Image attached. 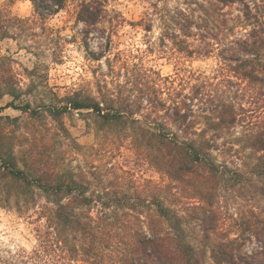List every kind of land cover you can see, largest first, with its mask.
<instances>
[{
    "label": "trees",
    "instance_id": "obj_1",
    "mask_svg": "<svg viewBox=\"0 0 264 264\" xmlns=\"http://www.w3.org/2000/svg\"><path fill=\"white\" fill-rule=\"evenodd\" d=\"M30 1L40 21L68 2ZM109 1L78 0L87 49L92 31L105 35L121 21ZM258 1L211 2L215 9L239 4L242 12L221 15L214 27L191 9L169 11L154 4L147 14L145 29L152 30L158 16L161 41L175 52L188 57L216 52V83L126 72L122 80L130 84V94L75 89L62 96L52 92L44 105L66 132L63 115L86 111L103 139L127 141L162 175L160 183L116 174L114 164L87 171L52 168L32 156L21 160L0 130V205L16 199L26 209L37 207L38 245L24 254V264H264V14ZM24 23L31 19L0 8V40L16 38ZM89 53L97 60L105 56ZM6 60L0 57V99L7 94L12 97L7 107L40 117L41 109L30 101L15 103L24 92ZM2 120L18 118L0 115ZM227 196L238 203L234 210Z\"/></svg>",
    "mask_w": 264,
    "mask_h": 264
},
{
    "label": "rangeland",
    "instance_id": "obj_2",
    "mask_svg": "<svg viewBox=\"0 0 264 264\" xmlns=\"http://www.w3.org/2000/svg\"><path fill=\"white\" fill-rule=\"evenodd\" d=\"M215 1L199 0L200 5L193 0H110L109 8L121 15V21L105 35L92 31L86 38L87 49L82 33L84 25L77 20L78 0H68L65 8L45 21L34 18L30 0H0V8L10 10L16 17L31 19V24L24 23L22 29H16L20 32L16 38L0 40V57L7 58L5 65L17 74L19 87L24 92L15 103L28 100L33 108L41 109L40 117L31 118L18 108L7 107L12 97L3 95L0 106L5 107L0 109V115L18 118L16 122L2 120L0 123V130L8 135L6 144L14 146L21 160L32 156L34 162L40 161L52 168L89 171L104 170L114 164L116 174L132 176L141 184L148 179L160 183L162 175L138 156L127 141L113 143L103 139L86 111L63 115L66 132L46 115L44 105L52 101V92L62 96L75 89L96 95L98 88L105 87L124 96L130 94V84L124 85L122 80L126 72L130 77L144 79H157L159 74L175 79L176 83L180 77L193 83L207 77L216 83L220 64L216 52L208 57H188L175 52L170 44L161 41L163 25L158 16H154L152 30L144 27L154 4L169 11L191 9L197 16L211 19L210 27H214L213 20L221 15L242 14L239 4L215 9L211 5ZM258 4L264 14V0ZM89 50L103 51L105 56L97 60ZM159 82L165 84V81ZM217 86V89L222 87ZM17 190L11 188L12 192ZM225 201L231 210L238 205L228 196ZM38 202L42 204L44 199ZM260 204L264 207V200ZM244 205L246 202L240 207ZM25 207L16 199L0 205V264H24V254L38 245L34 231L37 207Z\"/></svg>",
    "mask_w": 264,
    "mask_h": 264
}]
</instances>
